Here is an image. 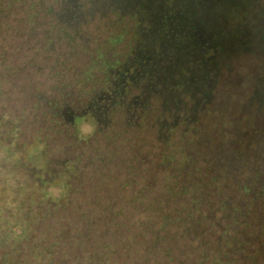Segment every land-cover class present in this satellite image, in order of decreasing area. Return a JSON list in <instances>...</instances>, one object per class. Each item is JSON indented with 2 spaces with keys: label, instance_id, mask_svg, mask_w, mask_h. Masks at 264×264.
Wrapping results in <instances>:
<instances>
[{
  "label": "trees",
  "instance_id": "1",
  "mask_svg": "<svg viewBox=\"0 0 264 264\" xmlns=\"http://www.w3.org/2000/svg\"><path fill=\"white\" fill-rule=\"evenodd\" d=\"M180 3L0 0V264H264V46Z\"/></svg>",
  "mask_w": 264,
  "mask_h": 264
},
{
  "label": "rangeland",
  "instance_id": "2",
  "mask_svg": "<svg viewBox=\"0 0 264 264\" xmlns=\"http://www.w3.org/2000/svg\"><path fill=\"white\" fill-rule=\"evenodd\" d=\"M174 5H181L180 0H170ZM241 9L237 10V12H242L245 15L243 19L244 27L253 30L254 38L252 36L253 45L250 46H264V40H260V38L264 37V0H236ZM224 4L227 5L226 2ZM249 46V47H250ZM251 47V48H252ZM157 63L159 60H155ZM194 62V57L190 56H182L175 62V68L171 70H166L165 74L163 75L165 78L163 88H171V84L176 82L175 76L173 74L175 72H179L182 79L181 81L184 82L183 86L177 88H202L200 84L201 77H205L206 71H198L197 68H194L192 63ZM182 67H186L190 70L189 73L183 71ZM205 88V87H204ZM81 129L84 134H88L95 129L96 121L94 117H88L86 120L82 121ZM51 191L55 195H60L62 193L63 187L58 185L50 186Z\"/></svg>",
  "mask_w": 264,
  "mask_h": 264
}]
</instances>
